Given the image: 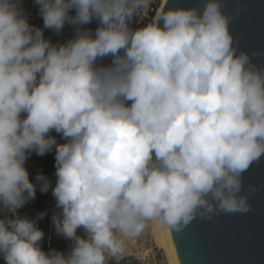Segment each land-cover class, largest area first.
I'll return each mask as SVG.
<instances>
[{
  "label": "clouds",
  "instance_id": "9594fccd",
  "mask_svg": "<svg viewBox=\"0 0 264 264\" xmlns=\"http://www.w3.org/2000/svg\"><path fill=\"white\" fill-rule=\"evenodd\" d=\"M34 3L42 27L24 0H0V204L34 199L27 161L54 151L55 187L36 180L73 244L45 252L34 221L0 219L4 264H108L146 220L180 232L197 215L251 211L242 176L264 157V66L238 52L220 0L138 29L143 0ZM66 26V41L45 37Z\"/></svg>",
  "mask_w": 264,
  "mask_h": 264
},
{
  "label": "water",
  "instance_id": "95a60500",
  "mask_svg": "<svg viewBox=\"0 0 264 264\" xmlns=\"http://www.w3.org/2000/svg\"><path fill=\"white\" fill-rule=\"evenodd\" d=\"M206 0H166L162 11L202 8ZM226 14L234 17L230 31L238 52H247L253 63L264 66V0H220ZM244 10L236 15L237 9ZM259 52L261 55H252ZM244 194L251 193L247 214L199 215L171 238L180 264H264V157L243 173Z\"/></svg>",
  "mask_w": 264,
  "mask_h": 264
},
{
  "label": "crops",
  "instance_id": "0c3cea01",
  "mask_svg": "<svg viewBox=\"0 0 264 264\" xmlns=\"http://www.w3.org/2000/svg\"><path fill=\"white\" fill-rule=\"evenodd\" d=\"M26 167L30 172V178L37 186L35 198L29 202L34 204L40 215V230L44 233V238L40 242L45 252L59 251L67 253L71 248V240L66 239L56 230L53 217L60 214L56 200L51 189L47 193H42L40 182L36 180L38 174H43L48 178L52 187L56 184L55 153L50 152L44 156L32 154L28 159ZM9 209L0 204V219H8ZM0 264H4L0 261Z\"/></svg>",
  "mask_w": 264,
  "mask_h": 264
},
{
  "label": "built area",
  "instance_id": "2783aa9c",
  "mask_svg": "<svg viewBox=\"0 0 264 264\" xmlns=\"http://www.w3.org/2000/svg\"><path fill=\"white\" fill-rule=\"evenodd\" d=\"M165 0H143V3L138 7L136 14L132 18L131 24H138V28L146 26L150 23L155 15L160 11L163 7ZM24 6L27 10V14L29 16L30 23L42 27L43 20L39 15L38 6L34 3V0H24ZM96 23L93 22L88 27L95 29ZM74 35L73 28L71 26H66L61 34H56L51 30L45 31V37L52 40L54 43L56 42H64L67 39L71 38ZM109 59H105L102 63H108ZM55 135V134H53ZM59 140V137H57ZM62 143L63 141L60 140ZM16 215H19L22 218H27L32 220L36 223V226L40 229V215L38 214V210L36 206L30 202L26 203L22 208L13 212L9 210V217L8 219L14 218ZM80 236H83L84 233L82 230L78 231L77 233ZM73 242L71 241V246ZM0 261L4 263L3 259L0 258ZM108 264H128V260L126 259L125 253L122 252L118 259L111 258L108 261Z\"/></svg>",
  "mask_w": 264,
  "mask_h": 264
},
{
  "label": "rangeland",
  "instance_id": "374dc122",
  "mask_svg": "<svg viewBox=\"0 0 264 264\" xmlns=\"http://www.w3.org/2000/svg\"><path fill=\"white\" fill-rule=\"evenodd\" d=\"M144 223L145 227L138 235L120 237L128 264H170L166 252L156 244L151 220Z\"/></svg>",
  "mask_w": 264,
  "mask_h": 264
},
{
  "label": "bare ground",
  "instance_id": "6f19581e",
  "mask_svg": "<svg viewBox=\"0 0 264 264\" xmlns=\"http://www.w3.org/2000/svg\"><path fill=\"white\" fill-rule=\"evenodd\" d=\"M164 5L165 3L163 4V7ZM163 7L160 9L159 12L163 10ZM130 26L133 29H138V24H131ZM151 223L156 236L157 246L166 252V254L169 257L170 264H180V260L175 245L171 238V232L169 226L162 223L160 220H156V219L151 220Z\"/></svg>",
  "mask_w": 264,
  "mask_h": 264
}]
</instances>
